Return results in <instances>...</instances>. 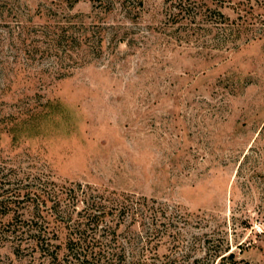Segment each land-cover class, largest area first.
Here are the masks:
<instances>
[{
  "label": "rangeland",
  "instance_id": "1",
  "mask_svg": "<svg viewBox=\"0 0 264 264\" xmlns=\"http://www.w3.org/2000/svg\"><path fill=\"white\" fill-rule=\"evenodd\" d=\"M263 124L264 0H0V264H264Z\"/></svg>",
  "mask_w": 264,
  "mask_h": 264
},
{
  "label": "trees",
  "instance_id": "2",
  "mask_svg": "<svg viewBox=\"0 0 264 264\" xmlns=\"http://www.w3.org/2000/svg\"><path fill=\"white\" fill-rule=\"evenodd\" d=\"M262 128L264 132V124ZM83 210H86L85 213L79 216V219L71 224L72 226L69 225L71 230L65 239V247H67L66 259L68 257L72 258L73 264H123L125 260L124 249L118 250L108 247L113 242L112 237L115 231L109 233L104 231L109 228L106 220V217H108L106 209L90 204L87 209L84 207ZM57 211L61 214L64 213L61 209ZM65 227L66 229L68 228L67 226ZM100 230L103 232H100ZM15 238L16 236H13V239ZM43 245L45 246L43 248H51L47 238L43 240ZM218 256L220 259H233L234 254L230 250L226 254ZM142 262L147 263L144 260ZM137 264L139 263L137 262Z\"/></svg>",
  "mask_w": 264,
  "mask_h": 264
}]
</instances>
